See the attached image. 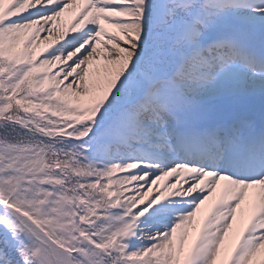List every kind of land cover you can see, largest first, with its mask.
I'll return each instance as SVG.
<instances>
[{
	"label": "snow or ice",
	"instance_id": "6c2138e0",
	"mask_svg": "<svg viewBox=\"0 0 264 264\" xmlns=\"http://www.w3.org/2000/svg\"><path fill=\"white\" fill-rule=\"evenodd\" d=\"M0 264H264V0H0Z\"/></svg>",
	"mask_w": 264,
	"mask_h": 264
}]
</instances>
